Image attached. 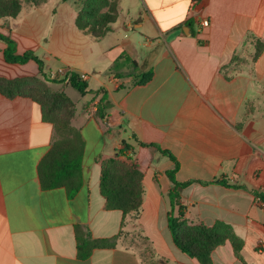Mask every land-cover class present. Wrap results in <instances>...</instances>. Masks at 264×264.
<instances>
[{"label": "crops", "instance_id": "obj_1", "mask_svg": "<svg viewBox=\"0 0 264 264\" xmlns=\"http://www.w3.org/2000/svg\"><path fill=\"white\" fill-rule=\"evenodd\" d=\"M81 1L23 4L0 19V34L17 54L33 52L46 77L64 69L54 88L68 95L70 72L87 75L72 121L84 141L76 192L42 188L53 126L31 99L0 93V264H200L169 230L172 170L190 182L179 191L185 219L224 222L243 242L241 259L226 241L212 264H264V203L253 193L264 195V0H117V20L100 39L77 29ZM5 47L0 41V79L39 76L34 61L7 63ZM98 90L107 119L95 116ZM123 143L144 189L126 216L107 210L100 192L101 161ZM221 179L228 186L211 183ZM86 233L113 246L81 258L77 234Z\"/></svg>", "mask_w": 264, "mask_h": 264}, {"label": "trees", "instance_id": "obj_2", "mask_svg": "<svg viewBox=\"0 0 264 264\" xmlns=\"http://www.w3.org/2000/svg\"><path fill=\"white\" fill-rule=\"evenodd\" d=\"M44 0H0V19L15 18L19 15L22 5L39 6ZM118 17L117 0H82L75 19L78 30L100 39L111 31V26ZM0 41L5 43L3 50L4 59L10 64H24L34 61L39 66V76L24 77L12 80L0 79V93L8 98H29L41 107L44 121L52 124L54 134L49 152L39 165V178L43 189L50 190L65 186L70 192H76L80 187L81 160L83 156L84 141L79 131L73 126L72 121L76 114V104L62 90H54L52 84L42 70V62L33 52L22 55L16 52V43L3 34ZM257 49L255 55L259 53ZM152 72L143 74L138 85L148 83ZM69 84L80 94H86V85L79 76L72 73ZM103 90L94 93L100 96L95 116L97 119H107L106 111L109 102ZM123 149L112 158L101 161L100 192L105 200L107 210H119L123 216L137 211L143 201V175L133 162L132 147L123 143ZM138 145L148 147L157 145ZM121 157V158H120ZM97 161H99L97 159ZM175 170L167 172V177L172 185L168 196L170 210L168 213V226L175 246L189 257L196 259L200 264H212L211 253L213 250L230 242L236 256L241 259L240 252L243 242L235 235L232 227L224 222L217 221L212 226L203 223L190 224L184 217V207L180 204L179 191L190 182L179 183L174 177ZM211 183L228 186L224 179ZM209 183H201L207 185ZM264 203V195L253 192ZM79 256L87 258L96 248H109L113 243L108 240H92L89 235L82 237L77 234Z\"/></svg>", "mask_w": 264, "mask_h": 264}, {"label": "built area", "instance_id": "obj_3", "mask_svg": "<svg viewBox=\"0 0 264 264\" xmlns=\"http://www.w3.org/2000/svg\"><path fill=\"white\" fill-rule=\"evenodd\" d=\"M201 25H202L203 27L208 26V21H207V20H203V21L201 22ZM62 73H64V69H63V68H60V69H57V70H51V71H49V72L47 73V78H48L49 80H56V79L58 78V76H59L60 74H62ZM72 73H73V72H70V75H71ZM77 75L79 76V79H80L81 81H85V80L87 79V75L84 74V73H80V74H77Z\"/></svg>", "mask_w": 264, "mask_h": 264}, {"label": "rangeland", "instance_id": "obj_4", "mask_svg": "<svg viewBox=\"0 0 264 264\" xmlns=\"http://www.w3.org/2000/svg\"><path fill=\"white\" fill-rule=\"evenodd\" d=\"M67 7H68V5H67ZM52 81H54V80H52ZM52 88L54 89V90H59L60 91V89H57V88H54V86L52 85ZM67 93H68V95L71 97V99H72V101L75 103V101H77V99L78 98H81L80 97V95H79V93L76 91V90H74V89H69L68 91H67ZM118 153H116L115 155H117ZM121 158V157H120Z\"/></svg>", "mask_w": 264, "mask_h": 264}, {"label": "water", "instance_id": "obj_5", "mask_svg": "<svg viewBox=\"0 0 264 264\" xmlns=\"http://www.w3.org/2000/svg\"><path fill=\"white\" fill-rule=\"evenodd\" d=\"M138 21H140V20H137L135 23H137Z\"/></svg>", "mask_w": 264, "mask_h": 264}]
</instances>
